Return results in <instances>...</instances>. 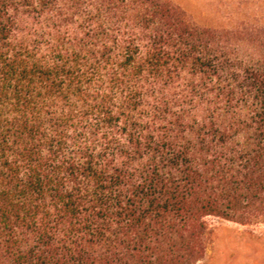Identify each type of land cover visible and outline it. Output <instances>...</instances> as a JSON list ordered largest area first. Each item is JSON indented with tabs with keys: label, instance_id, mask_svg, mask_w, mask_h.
Returning <instances> with one entry per match:
<instances>
[{
	"label": "trees",
	"instance_id": "1",
	"mask_svg": "<svg viewBox=\"0 0 264 264\" xmlns=\"http://www.w3.org/2000/svg\"><path fill=\"white\" fill-rule=\"evenodd\" d=\"M170 0H0V264H197L264 222V60Z\"/></svg>",
	"mask_w": 264,
	"mask_h": 264
},
{
	"label": "rangeland",
	"instance_id": "2",
	"mask_svg": "<svg viewBox=\"0 0 264 264\" xmlns=\"http://www.w3.org/2000/svg\"><path fill=\"white\" fill-rule=\"evenodd\" d=\"M200 27L228 37L241 60H264V0H170ZM212 239L197 264H264V222L210 218Z\"/></svg>",
	"mask_w": 264,
	"mask_h": 264
}]
</instances>
